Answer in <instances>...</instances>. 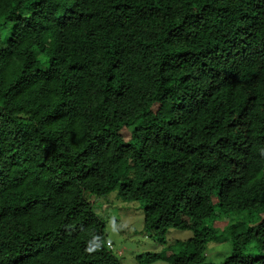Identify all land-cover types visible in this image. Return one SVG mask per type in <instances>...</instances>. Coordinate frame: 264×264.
I'll list each match as a JSON object with an SVG mask.
<instances>
[{"label": "trees", "instance_id": "1", "mask_svg": "<svg viewBox=\"0 0 264 264\" xmlns=\"http://www.w3.org/2000/svg\"><path fill=\"white\" fill-rule=\"evenodd\" d=\"M118 188L139 264H264V0H0V264H122Z\"/></svg>", "mask_w": 264, "mask_h": 264}, {"label": "rangeland", "instance_id": "2", "mask_svg": "<svg viewBox=\"0 0 264 264\" xmlns=\"http://www.w3.org/2000/svg\"><path fill=\"white\" fill-rule=\"evenodd\" d=\"M105 201H109V207H102ZM144 207L143 201L124 202L119 197V188L113 191L107 198L97 200L95 211L105 218L106 232L109 245L115 247V251L121 255L122 264H139L138 256L147 252H157L162 246L153 238L147 236L144 231ZM239 215L233 216L237 219ZM229 216L226 219H230ZM192 236L189 230L172 229L168 233L170 242L185 240ZM231 243H210L208 256L215 261L222 260L230 253ZM150 264H172L166 260H157Z\"/></svg>", "mask_w": 264, "mask_h": 264}, {"label": "built area", "instance_id": "3", "mask_svg": "<svg viewBox=\"0 0 264 264\" xmlns=\"http://www.w3.org/2000/svg\"><path fill=\"white\" fill-rule=\"evenodd\" d=\"M108 244H109V243H108ZM109 246H110V247H113V245H112V244H110Z\"/></svg>", "mask_w": 264, "mask_h": 264}]
</instances>
